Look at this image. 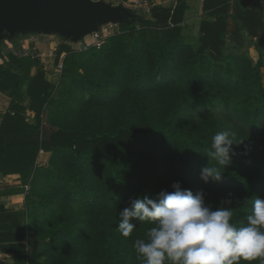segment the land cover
Listing matches in <instances>:
<instances>
[{
	"label": "trees",
	"instance_id": "obj_1",
	"mask_svg": "<svg viewBox=\"0 0 264 264\" xmlns=\"http://www.w3.org/2000/svg\"><path fill=\"white\" fill-rule=\"evenodd\" d=\"M258 1L203 0L196 45L181 33L184 0L119 24L128 32L108 36L100 48L71 52L61 45L55 62L68 53L57 88L38 61L7 54L0 62V92L10 98L0 120V176L20 177L11 193L29 184L24 200L33 204L27 226L0 204V250L14 264H143L133 244L154 225L133 218L136 227L124 237L119 212L137 196L172 191L174 183L202 190L213 210L230 198L224 206L243 226L255 198H264ZM224 130L242 142L222 168L207 153ZM40 151L49 153L46 166L36 165ZM208 165L222 171L220 182L200 179ZM56 211L60 219L45 235L43 218ZM28 241L42 251L29 252Z\"/></svg>",
	"mask_w": 264,
	"mask_h": 264
},
{
	"label": "clouds",
	"instance_id": "obj_2",
	"mask_svg": "<svg viewBox=\"0 0 264 264\" xmlns=\"http://www.w3.org/2000/svg\"><path fill=\"white\" fill-rule=\"evenodd\" d=\"M236 133L232 130L217 132L211 138L207 155L222 168L236 155L233 145ZM222 171L217 166H204L200 179L220 182ZM172 191H161L158 196L131 200L130 207L119 212L117 230L129 237L136 225L133 218L154 226L148 228L146 239L137 238L133 247L143 264H264V198H255L251 214L243 226L233 223L232 200L226 198L215 210L205 203V193L195 194L182 189L179 183ZM231 194H228L230 197Z\"/></svg>",
	"mask_w": 264,
	"mask_h": 264
},
{
	"label": "water",
	"instance_id": "obj_3",
	"mask_svg": "<svg viewBox=\"0 0 264 264\" xmlns=\"http://www.w3.org/2000/svg\"><path fill=\"white\" fill-rule=\"evenodd\" d=\"M137 20L126 5L106 0H0V55L2 44L20 36L53 33L78 43L105 24Z\"/></svg>",
	"mask_w": 264,
	"mask_h": 264
},
{
	"label": "rangeland",
	"instance_id": "obj_4",
	"mask_svg": "<svg viewBox=\"0 0 264 264\" xmlns=\"http://www.w3.org/2000/svg\"><path fill=\"white\" fill-rule=\"evenodd\" d=\"M107 2H111L113 5H118V4H122V5H126V7L130 8L132 10V12H134L136 14V17L138 20H140V17H143L145 19H147L149 17V11L153 6H166V7H174L177 0H150V3L148 6L146 7H132V6H128V1L129 0H106ZM187 4V7L189 8V11L185 12L184 16H183V20H182V29H181V33L183 35V38L187 41H189L190 43L196 45L197 42L199 41L198 39L200 38V33H199V25H200V21L202 18V16L204 15V13H199V9H200V1L201 0H184ZM187 8V9H188ZM186 9V10H187ZM137 20V21H138ZM130 24H135V23H130ZM137 27H141L140 24H138ZM162 26H158V28L156 29V31L160 32L159 29H161ZM101 30H103L105 35H112L115 33H127L128 29L125 28H121L118 25H113L111 26V28L108 27H102ZM31 35H35L36 39H37V43H39L38 45H40L41 48L47 49L49 51V53H52L50 58L48 57V64H44V65H39L41 66L45 71H48L50 73L47 75V79L49 81H51L54 85L56 84V88L59 85V80H63L62 78L60 79V75L58 76L57 73H54V69L55 65L57 62H55V56H56V51L58 48H60V46H67L71 49V52H79V51H84L87 49L88 46H86L85 42L82 40H80L78 43H74L71 42L68 39H65L63 37H61L58 34H53V33H43V32H38V33H33ZM26 38L27 36H20V38ZM28 38V37H27ZM230 40H234V37L229 36ZM41 41H40V40ZM88 39V36L87 38ZM252 40V39H251ZM252 41H255L254 39ZM17 42V40L15 41ZM7 41L6 45L2 44V46L4 47V55L1 54L0 55V62L1 61H7V54L9 52H13V54L20 56V57H30L29 53V49L31 47L30 42H26L24 44L25 49H20L18 50L19 45L15 44ZM29 43V44H28ZM34 45V44H33ZM261 46V43L258 44V46ZM86 46V48H85ZM6 49V50H5ZM263 49V48H262ZM263 51V50H261ZM68 53V51L63 50V52L61 53L63 56H66V54ZM264 54V51H263ZM31 59V57H30ZM37 64H33L31 67V74H34L36 69H37ZM62 72V71H61ZM263 81H264V61H263ZM61 74V73H60ZM57 76V77H56ZM61 84V83H60ZM6 100L2 95H0V107H5V103ZM29 119V117H27V120ZM47 131H49V128H46ZM29 185V184H27ZM29 192V191H28ZM27 192V193H28ZM27 193L25 192V190L22 193H18V195L20 196V201H21V206L19 207V209L15 212H13L12 215H16L18 214L19 220L24 223V225H28L27 223V213L30 212L33 209V204H31V201H25L24 197H26ZM20 210L21 213H23V217L22 215L20 216ZM25 213V214H24ZM60 219V212L56 211L55 213H50L47 216H44L43 218V224H42V228H41V232L45 233V235H51L54 232V229L56 227V224L58 222V220ZM8 224L11 223V221L8 219ZM49 238V237H48ZM47 238V239H48ZM28 251L30 252L31 250H35V251H42L43 246L42 245H33L30 241H28V245H27Z\"/></svg>",
	"mask_w": 264,
	"mask_h": 264
},
{
	"label": "crops",
	"instance_id": "obj_5",
	"mask_svg": "<svg viewBox=\"0 0 264 264\" xmlns=\"http://www.w3.org/2000/svg\"><path fill=\"white\" fill-rule=\"evenodd\" d=\"M202 1L203 0L200 1L199 13H203ZM258 10L262 15L261 17H262V23H263V33L259 38V42L256 41V43L258 44L261 43L262 48H263L262 50L264 51V0L258 1ZM187 11H189V8L186 10V12ZM254 40H256V38H254ZM3 52H5L4 47H3ZM0 95H2L6 100H8L6 101L4 108L0 107V120H1L3 113L6 111V108L8 107L10 98L1 92H0ZM28 112H31V111L27 110L26 111L27 115H28ZM48 160H49V153L40 151L37 157L36 165L46 166L48 164ZM20 183H21L20 177L17 174L8 175V176H0V204L4 205L6 209L13 211V212L17 211L19 207L21 206V201L19 199L21 195H18L15 192L11 193L10 191H12L13 188L15 187H20ZM4 255H5V258L0 259V264H14L13 255L11 253H5Z\"/></svg>",
	"mask_w": 264,
	"mask_h": 264
},
{
	"label": "built area",
	"instance_id": "obj_6",
	"mask_svg": "<svg viewBox=\"0 0 264 264\" xmlns=\"http://www.w3.org/2000/svg\"><path fill=\"white\" fill-rule=\"evenodd\" d=\"M150 3V0H129L128 1V6H132V7H146L148 6ZM114 24L109 23V24H105L102 27H108L111 28V26H113ZM101 27V28H102ZM88 36V39H86ZM83 38V41L85 42L86 46L88 47H96V48H100L105 39L109 36V35H105L103 30L100 31H96V32H92L91 34L87 35ZM28 37V38H27ZM26 38H18L17 39V43L19 45L18 50L20 49H25L24 44L26 42H30L31 47L29 49V53L30 57L32 60L34 61H38L39 64L44 65V64H48V57L50 58L52 53H49V51L47 49L41 48L40 45H38L39 43H37V39L35 38L36 36L34 35H29ZM40 40V39H39ZM41 41V40H40ZM29 44V43H28ZM34 44V45H33ZM85 46V48H86ZM87 47V48H88ZM5 54V53H3ZM56 57V56H55ZM63 68V55H59L58 61L55 65L54 69V73H57V75L61 73ZM47 74L50 75V73L48 71H46ZM58 75V76H59ZM57 77V76H56ZM27 117H29V121L30 122H34V113L33 112H28ZM30 186L29 185H25L24 186V190L27 193L29 191ZM5 253L0 251V259H4L5 258Z\"/></svg>",
	"mask_w": 264,
	"mask_h": 264
},
{
	"label": "bare ground",
	"instance_id": "obj_7",
	"mask_svg": "<svg viewBox=\"0 0 264 264\" xmlns=\"http://www.w3.org/2000/svg\"><path fill=\"white\" fill-rule=\"evenodd\" d=\"M4 45V44H3ZM2 49H3V46H2ZM4 53V52H3Z\"/></svg>",
	"mask_w": 264,
	"mask_h": 264
}]
</instances>
